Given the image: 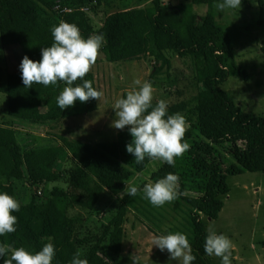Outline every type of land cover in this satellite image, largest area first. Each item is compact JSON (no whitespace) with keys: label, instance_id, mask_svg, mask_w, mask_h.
<instances>
[{"label":"trees","instance_id":"16d2710c","mask_svg":"<svg viewBox=\"0 0 264 264\" xmlns=\"http://www.w3.org/2000/svg\"><path fill=\"white\" fill-rule=\"evenodd\" d=\"M151 1L150 7L109 14L95 31L87 13L81 11L91 0H0V49L11 60L18 49L23 56L38 61L41 47L53 42L51 27L64 20L76 24L84 37L103 34L106 42L101 49L109 63L150 57L159 64V71L171 66L167 52L194 58L196 79L202 90L188 101L168 106L169 114L179 112L185 116L184 139L190 148L175 158L174 166L163 162L152 173L151 180L169 172L178 176L176 207L185 203L190 208L189 232H181L187 234L196 256L193 264H210L203 249L207 231L200 215L218 218L224 205L220 195L229 192L228 174L264 173V118L243 112L220 87L230 66L238 72L241 67L235 63L227 32L216 21L215 0H190L176 6ZM251 1L257 2L258 24L264 26V0H242L246 4ZM58 3L72 7L73 11H53ZM196 5H207L209 13L199 16ZM19 64L8 70L6 81L0 64V93L7 95L8 113L14 119L42 126L96 110L97 99H90L84 103L76 101L61 111L55 98L64 83H34L32 88H26ZM84 79L93 81L96 87L92 72ZM80 82L78 78L74 83ZM51 138L56 145L22 152L15 128L0 124V177L8 182L27 179L32 184L56 183L64 176L65 164L73 163L67 172V188H54L43 201L33 199L21 204L14 213L16 231L0 236V243L35 251L50 238L56 248L53 264H69L77 250L89 264H122L126 216L136 207L140 192L134 197L124 194L104 214L105 221L95 220L97 207L106 192H123L125 183L157 159L145 157L137 163L125 149L131 140L128 130L120 132L116 141L96 144L61 135ZM0 191L17 199L10 183L0 184ZM3 259L0 258V264Z\"/></svg>","mask_w":264,"mask_h":264},{"label":"rangeland","instance_id":"374dc122","mask_svg":"<svg viewBox=\"0 0 264 264\" xmlns=\"http://www.w3.org/2000/svg\"><path fill=\"white\" fill-rule=\"evenodd\" d=\"M188 1L190 0H161L164 5L175 6ZM151 5V0H91L86 13L96 31L113 12ZM195 12L204 16L209 13V7L196 5ZM215 12L218 25L223 27L231 40L235 63L241 67L238 72L230 66L228 77L220 87L243 112L264 118V26L258 24L259 6L256 1L247 4L242 2L240 10L229 9L222 12L215 7ZM101 48L90 72L94 74L96 88L103 92V96L100 100L97 99L96 110L89 114L71 117L58 123L34 125L11 117L8 113L7 95L0 93V124L15 128L22 152L56 145L51 135H61L91 144L116 141L118 134L127 130L128 126L123 130L110 127L115 118L112 106L116 99L125 96L133 87H138L134 84L136 80L151 81L154 89L153 102L165 99L168 106L188 101L202 90L196 79L193 57L181 58L173 52H167L171 66L158 71L159 64L150 57L109 63ZM14 54L16 57L13 60L5 52L0 54L3 81L7 79L8 70L19 64L23 57L18 49ZM162 163L159 159L155 160L129 183L142 188L145 183L154 182L151 175ZM72 167L73 163L68 161L64 166L63 178L56 183L32 184L27 179L8 182L0 177V184H12L21 204H28L33 199L40 202L54 188H67V172ZM226 183L229 192L220 195L224 205L218 218L209 219L203 214L200 215L205 230L224 233L231 239L232 264H264V173L228 174ZM122 194L123 192H106L98 204V216L95 220L105 221L104 214L111 211ZM139 195L136 207L131 208L126 216L120 260L122 264H130L129 254L138 251L145 264H168L169 254L152 247V238L166 231L188 233L190 208L185 203L176 207V199L163 206H153L142 193ZM208 259L210 264H220L218 257L209 256ZM172 264L176 262L172 261Z\"/></svg>","mask_w":264,"mask_h":264},{"label":"clouds","instance_id":"9594fccd","mask_svg":"<svg viewBox=\"0 0 264 264\" xmlns=\"http://www.w3.org/2000/svg\"><path fill=\"white\" fill-rule=\"evenodd\" d=\"M242 0H215L219 11L237 10L241 8ZM53 42L50 46L41 47L40 59L33 60L24 55L19 64L22 84L26 88L41 84L56 85L64 83L63 89L56 96V105L61 111L71 107L76 101L81 103L90 99H101L103 92L93 86V81L84 79L95 64L98 52L106 42L103 34H91L84 37L79 27L74 23L61 20L50 29ZM0 54L3 50L0 49ZM80 78V83H74ZM138 87L127 91L125 96L115 100L112 109L115 118L110 127L127 130L131 136L125 145L126 152L134 157L137 163L149 159H159L170 166L175 165V158L182 156L190 145L185 135L186 118L176 112L169 114L168 101L159 99L153 103V83L151 81H134ZM178 176L167 173L154 182H148L139 188L135 184H126L123 194L136 196L142 193L153 206H163L175 200ZM21 203L6 191H0V236L16 231L17 216ZM169 254L168 264H193L196 256L192 254L191 244L187 234L181 231H166L152 238V247ZM233 243L224 233L208 230L204 237L203 249L206 255L218 257L220 264H232ZM56 255L55 245L49 241L39 250H30L25 246L12 247L0 243V258L3 264H53ZM130 264H145L137 252L129 254ZM69 264H89L86 258H81L79 250L71 257Z\"/></svg>","mask_w":264,"mask_h":264},{"label":"built area","instance_id":"2783aa9c","mask_svg":"<svg viewBox=\"0 0 264 264\" xmlns=\"http://www.w3.org/2000/svg\"><path fill=\"white\" fill-rule=\"evenodd\" d=\"M89 10V8L87 6L81 8V11L83 12H87ZM53 11L57 12V13H70L73 11L72 7H69L67 5H63L61 3H58L54 6Z\"/></svg>","mask_w":264,"mask_h":264}]
</instances>
